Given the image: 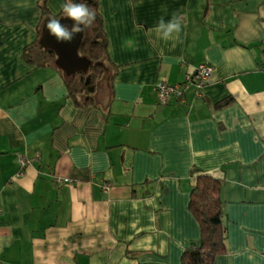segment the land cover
Returning a JSON list of instances; mask_svg holds the SVG:
<instances>
[{"label": "crops", "instance_id": "crops-1", "mask_svg": "<svg viewBox=\"0 0 264 264\" xmlns=\"http://www.w3.org/2000/svg\"><path fill=\"white\" fill-rule=\"evenodd\" d=\"M39 1L0 0V264H182L201 238L194 172L223 179L215 264H264V0H98L119 71L85 108L22 60ZM174 15L165 40L155 28ZM205 63L203 97L191 82L160 104L161 80Z\"/></svg>", "mask_w": 264, "mask_h": 264}, {"label": "trees", "instance_id": "trees-1", "mask_svg": "<svg viewBox=\"0 0 264 264\" xmlns=\"http://www.w3.org/2000/svg\"><path fill=\"white\" fill-rule=\"evenodd\" d=\"M48 2L49 0L38 2L42 14L41 25L37 30V39L24 48L22 60L29 67L51 69L57 72L66 85L67 97L75 101L77 107L85 108L93 105L102 81L108 76L113 79L119 71L108 56V40L99 12V1L81 0L79 2L89 5L96 12V18L91 26L83 27L84 36L79 49V55L87 57L91 61V66L88 72H78L72 76H67L56 66L57 55L54 52L40 46L44 21L49 17H56L60 20L67 18L64 17L63 9L57 15L52 14L48 8ZM184 96L185 90L181 97H172L168 104L172 100H182ZM229 105L230 99L216 106L225 108ZM194 174L198 175L192 186L189 208L200 226L201 238L185 251L182 264H215L216 259L226 252V236L222 222L223 179L215 178L204 172H194Z\"/></svg>", "mask_w": 264, "mask_h": 264}, {"label": "clouds", "instance_id": "clouds-1", "mask_svg": "<svg viewBox=\"0 0 264 264\" xmlns=\"http://www.w3.org/2000/svg\"><path fill=\"white\" fill-rule=\"evenodd\" d=\"M62 9L64 17L74 21L71 29L61 24L60 19L56 17L47 18L46 23V28L50 35L54 36L58 42L71 41L74 34L82 32L83 27L91 26L96 18V12L86 3H73L72 0H67V2L62 5ZM81 25L83 27H81ZM155 31L163 39H171L174 33L177 35L180 33L181 19L174 15L171 20L165 22L163 17H161Z\"/></svg>", "mask_w": 264, "mask_h": 264}, {"label": "water", "instance_id": "water-1", "mask_svg": "<svg viewBox=\"0 0 264 264\" xmlns=\"http://www.w3.org/2000/svg\"><path fill=\"white\" fill-rule=\"evenodd\" d=\"M81 0H74V3H79ZM47 19L42 26V36L40 46L54 52L57 55L56 66L61 69L67 76H72L78 72H88L91 61L87 57L79 55V49L82 44L84 32L74 34L71 41L58 42L56 38L50 35L46 28ZM60 23L66 25L69 29L72 28L74 21L70 18H63ZM81 27H83L81 25Z\"/></svg>", "mask_w": 264, "mask_h": 264}, {"label": "built area", "instance_id": "built-area-1", "mask_svg": "<svg viewBox=\"0 0 264 264\" xmlns=\"http://www.w3.org/2000/svg\"><path fill=\"white\" fill-rule=\"evenodd\" d=\"M213 67L209 64H201L193 73L188 77V81L182 84L169 85L167 82L161 80L157 84L158 100L161 105H167L172 97H181L184 90L188 88L189 84L193 82L196 86V94L198 97H203L204 88L211 82Z\"/></svg>", "mask_w": 264, "mask_h": 264}]
</instances>
